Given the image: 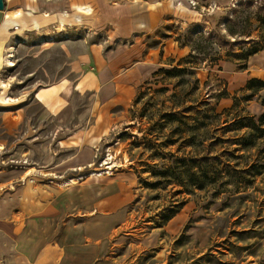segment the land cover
I'll return each instance as SVG.
<instances>
[{"label": "rangeland", "instance_id": "obj_1", "mask_svg": "<svg viewBox=\"0 0 264 264\" xmlns=\"http://www.w3.org/2000/svg\"><path fill=\"white\" fill-rule=\"evenodd\" d=\"M173 1L190 22L150 39L168 50L131 103L113 110L116 125L81 173L130 178L135 199L110 250L117 264H264V85L247 87L264 81V0ZM34 42L15 39L14 66L0 63V167L40 160L26 140L28 154L16 153L25 145L6 137L2 116L67 72L64 55H35Z\"/></svg>", "mask_w": 264, "mask_h": 264}, {"label": "crops", "instance_id": "obj_2", "mask_svg": "<svg viewBox=\"0 0 264 264\" xmlns=\"http://www.w3.org/2000/svg\"><path fill=\"white\" fill-rule=\"evenodd\" d=\"M4 3L0 48L33 38L35 55L59 51L67 72L2 116L7 138L26 140L42 155L0 167V264H117L110 250L135 199L130 178L81 172L116 125L113 110L131 103L168 50L169 43L156 48L150 39L190 19L169 0ZM82 99L87 104L78 107ZM21 143L16 153L28 154Z\"/></svg>", "mask_w": 264, "mask_h": 264}, {"label": "trees", "instance_id": "obj_3", "mask_svg": "<svg viewBox=\"0 0 264 264\" xmlns=\"http://www.w3.org/2000/svg\"><path fill=\"white\" fill-rule=\"evenodd\" d=\"M258 51H253L250 55H254L256 54ZM177 70H180V69H177ZM255 84H260V85H264V81L262 80H258V79H252L248 82V85L247 87H251V86H254ZM244 127L246 128H251L252 130H256V129H259L257 127V124L255 122H251L249 123V125H245ZM178 212L177 211H173L170 215L166 216L165 219H164V223H167L169 222Z\"/></svg>", "mask_w": 264, "mask_h": 264}, {"label": "bare ground", "instance_id": "obj_4", "mask_svg": "<svg viewBox=\"0 0 264 264\" xmlns=\"http://www.w3.org/2000/svg\"><path fill=\"white\" fill-rule=\"evenodd\" d=\"M45 15H46V13H45ZM60 28H62V27H60ZM49 39H50V36L48 37ZM14 53H15V48L14 47H12V48H10V50H9V52H8V55H7V57H5V58H3V56L0 54V63H2L3 61H4V63H5V65L7 66V67H12V66H14V63H13V57H14ZM3 59V60H2ZM1 83V88L2 89H4V83L3 82H0ZM6 88V87H5ZM11 100H7V102H10Z\"/></svg>", "mask_w": 264, "mask_h": 264}, {"label": "water", "instance_id": "obj_5", "mask_svg": "<svg viewBox=\"0 0 264 264\" xmlns=\"http://www.w3.org/2000/svg\"><path fill=\"white\" fill-rule=\"evenodd\" d=\"M4 9H5L4 0H0V11H4Z\"/></svg>", "mask_w": 264, "mask_h": 264}, {"label": "built area", "instance_id": "obj_6", "mask_svg": "<svg viewBox=\"0 0 264 264\" xmlns=\"http://www.w3.org/2000/svg\"><path fill=\"white\" fill-rule=\"evenodd\" d=\"M188 2L190 3L191 6H195L193 0H189Z\"/></svg>", "mask_w": 264, "mask_h": 264}]
</instances>
